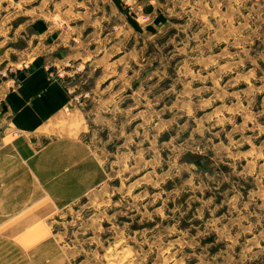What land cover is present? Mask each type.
<instances>
[{
    "label": "rangeland",
    "instance_id": "rangeland-1",
    "mask_svg": "<svg viewBox=\"0 0 264 264\" xmlns=\"http://www.w3.org/2000/svg\"><path fill=\"white\" fill-rule=\"evenodd\" d=\"M39 62L106 172L53 264H264V0H0V72Z\"/></svg>",
    "mask_w": 264,
    "mask_h": 264
},
{
    "label": "crops",
    "instance_id": "crops-1",
    "mask_svg": "<svg viewBox=\"0 0 264 264\" xmlns=\"http://www.w3.org/2000/svg\"><path fill=\"white\" fill-rule=\"evenodd\" d=\"M17 69L0 72L1 254L17 252L22 264H53L39 225L99 186L106 172L82 138L85 117L62 80L40 62ZM39 137L49 140L39 145L33 141Z\"/></svg>",
    "mask_w": 264,
    "mask_h": 264
}]
</instances>
